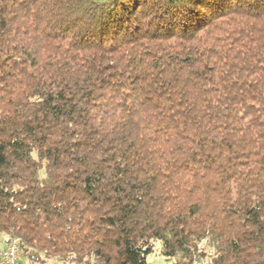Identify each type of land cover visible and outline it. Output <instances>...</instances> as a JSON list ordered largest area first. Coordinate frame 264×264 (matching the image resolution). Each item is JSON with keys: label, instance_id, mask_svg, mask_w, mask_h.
I'll return each instance as SVG.
<instances>
[{"label": "trees", "instance_id": "16d2710c", "mask_svg": "<svg viewBox=\"0 0 264 264\" xmlns=\"http://www.w3.org/2000/svg\"><path fill=\"white\" fill-rule=\"evenodd\" d=\"M0 234L264 264V0H0Z\"/></svg>", "mask_w": 264, "mask_h": 264}, {"label": "rangeland", "instance_id": "374dc122", "mask_svg": "<svg viewBox=\"0 0 264 264\" xmlns=\"http://www.w3.org/2000/svg\"><path fill=\"white\" fill-rule=\"evenodd\" d=\"M5 239V236L0 234V250L3 248V241ZM21 264H33L30 263L24 259H19ZM207 259H196L191 264H206ZM147 263L148 264H178V261L174 259L165 260V258L161 255V247L158 242H155L153 245V251L152 253L147 257ZM34 264H54L52 261H40L39 263Z\"/></svg>", "mask_w": 264, "mask_h": 264}, {"label": "built area", "instance_id": "2783aa9c", "mask_svg": "<svg viewBox=\"0 0 264 264\" xmlns=\"http://www.w3.org/2000/svg\"><path fill=\"white\" fill-rule=\"evenodd\" d=\"M18 242V239H13L0 250L1 264H17L20 259Z\"/></svg>", "mask_w": 264, "mask_h": 264}]
</instances>
